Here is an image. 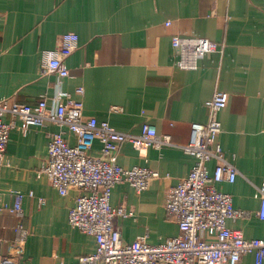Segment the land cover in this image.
<instances>
[{
  "label": "crops",
  "instance_id": "0c3cea01",
  "mask_svg": "<svg viewBox=\"0 0 264 264\" xmlns=\"http://www.w3.org/2000/svg\"><path fill=\"white\" fill-rule=\"evenodd\" d=\"M67 34L78 37V48L67 59L69 76L42 74L43 51L58 49ZM176 35L205 37L223 48L200 59L198 68L182 69ZM216 90L228 96L218 115L219 140L238 169L233 183L218 188L246 213L228 226L249 239H264L257 189L264 188V0H0V101L10 107L47 98L53 107L64 92L82 103L85 118L134 134L149 122L159 134L171 135L173 145L136 149L127 142L120 150V166L159 173L140 194L127 182L113 188L111 204L133 213L117 221L126 241L146 235L159 244L180 234L166 209L167 194L194 166V157L181 146L189 143L193 123L207 122L206 103ZM114 106L120 110L112 111ZM4 120L15 127L0 171V202L12 206L15 193H21L23 211L6 208L0 214V264L5 258L18 264H77L97 248L93 236L69 224L80 191L72 188L63 196L40 173L52 133L63 130L71 144L77 137L51 123L24 129L11 113ZM100 147L96 142L91 154ZM215 165L208 164L210 172ZM239 264H256L255 254Z\"/></svg>",
  "mask_w": 264,
  "mask_h": 264
},
{
  "label": "built area",
  "instance_id": "2783aa9c",
  "mask_svg": "<svg viewBox=\"0 0 264 264\" xmlns=\"http://www.w3.org/2000/svg\"><path fill=\"white\" fill-rule=\"evenodd\" d=\"M173 46L180 53L178 66L186 70L198 68L200 59L223 48L205 37L179 35L173 37ZM77 48V35L67 34L58 49L43 51L42 74H56L61 79L68 77L67 59ZM227 105V94L216 90L206 103L207 122L193 123L189 143L181 146L186 154L194 157V166L188 176L169 190L166 199L168 215L176 221L180 234L159 244L149 243L146 235L131 242L124 240L117 221L132 217L133 213L123 205L111 204L112 191L117 184L127 182L140 194L159 177V173L151 169L124 168L117 162L127 142L136 149L173 145L171 135L159 134L149 122L142 124L139 134L121 132L108 121L85 118L82 103L64 92L56 95L53 107L47 98L33 105L14 103L10 107L6 101H0V171L7 163V146L15 127L14 121L4 120L6 113L19 118L24 129L55 124L73 133L77 142L69 143L63 130L52 133L48 158L40 173L45 174L51 186L63 196L72 188L80 191L70 208L69 224L93 236L97 243L96 251L82 255L77 264H239L250 253L255 254L256 264H263L264 239H249L243 231L228 226V220L246 213L234 207L231 194L218 188L223 183H233L238 175L237 167L226 158L219 140L222 123L218 115ZM118 110L119 107H112V111ZM96 142L101 147L94 155L91 150ZM211 161L216 162L212 172L208 168ZM257 189L261 195L258 216L264 220V188ZM15 194L12 206L5 207L0 202V214L6 208L22 213L23 195ZM25 239L23 232L17 242L23 245ZM1 242L0 238V245ZM1 264L18 263L5 258Z\"/></svg>",
  "mask_w": 264,
  "mask_h": 264
}]
</instances>
